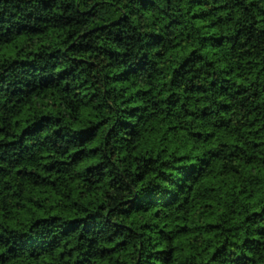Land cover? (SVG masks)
Returning <instances> with one entry per match:
<instances>
[{"label": "trees", "instance_id": "trees-1", "mask_svg": "<svg viewBox=\"0 0 264 264\" xmlns=\"http://www.w3.org/2000/svg\"><path fill=\"white\" fill-rule=\"evenodd\" d=\"M0 264H264V0H0Z\"/></svg>", "mask_w": 264, "mask_h": 264}]
</instances>
